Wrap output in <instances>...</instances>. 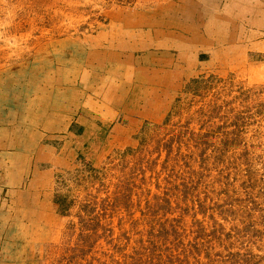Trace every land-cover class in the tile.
<instances>
[{
  "label": "rangeland",
  "instance_id": "374dc122",
  "mask_svg": "<svg viewBox=\"0 0 264 264\" xmlns=\"http://www.w3.org/2000/svg\"><path fill=\"white\" fill-rule=\"evenodd\" d=\"M241 1L0 0V264H264Z\"/></svg>",
  "mask_w": 264,
  "mask_h": 264
},
{
  "label": "crops",
  "instance_id": "0c3cea01",
  "mask_svg": "<svg viewBox=\"0 0 264 264\" xmlns=\"http://www.w3.org/2000/svg\"><path fill=\"white\" fill-rule=\"evenodd\" d=\"M241 2L239 7H244L241 8V13L245 14L246 23L250 22V30L253 32V35H255V37H253L255 40L252 41L251 45L264 47V0H242ZM143 60L144 62L147 61L145 58H143ZM119 70L121 71V69ZM122 71H125L126 74L140 71V74H143L146 70L143 68L135 70L133 67H123ZM150 72L155 74V70ZM160 73L168 74V71L160 69L157 74Z\"/></svg>",
  "mask_w": 264,
  "mask_h": 264
},
{
  "label": "bare ground",
  "instance_id": "6f19581e",
  "mask_svg": "<svg viewBox=\"0 0 264 264\" xmlns=\"http://www.w3.org/2000/svg\"><path fill=\"white\" fill-rule=\"evenodd\" d=\"M142 23H144V22H142ZM142 23L137 24L136 27H142ZM117 61H118V59H117ZM162 70H165V69H162Z\"/></svg>",
  "mask_w": 264,
  "mask_h": 264
},
{
  "label": "trees",
  "instance_id": "16d2710c",
  "mask_svg": "<svg viewBox=\"0 0 264 264\" xmlns=\"http://www.w3.org/2000/svg\"><path fill=\"white\" fill-rule=\"evenodd\" d=\"M225 264H233L232 261H229V262H224Z\"/></svg>",
  "mask_w": 264,
  "mask_h": 264
}]
</instances>
